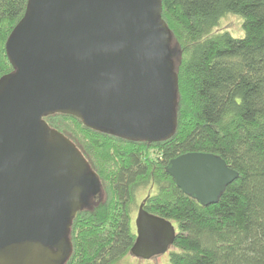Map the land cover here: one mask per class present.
<instances>
[{"label": "water", "instance_id": "95a60500", "mask_svg": "<svg viewBox=\"0 0 264 264\" xmlns=\"http://www.w3.org/2000/svg\"><path fill=\"white\" fill-rule=\"evenodd\" d=\"M0 78V264H66L77 214L102 194L99 174L48 115L74 116L132 141H162L177 126L178 76L162 0H28ZM166 170L184 193L217 203L238 173L191 152ZM139 205L131 253L164 254L175 225Z\"/></svg>", "mask_w": 264, "mask_h": 264}, {"label": "trees", "instance_id": "16d2710c", "mask_svg": "<svg viewBox=\"0 0 264 264\" xmlns=\"http://www.w3.org/2000/svg\"><path fill=\"white\" fill-rule=\"evenodd\" d=\"M28 0H0V78L14 71L6 42ZM230 14L244 35L219 29ZM178 76L177 126L166 140L132 141L55 113L45 120L70 138L99 174L103 198L80 211L66 264H121L136 240L134 212L171 221L168 264H264V0H162ZM191 152L222 157L238 177L205 205L166 170ZM142 193H146L138 204Z\"/></svg>", "mask_w": 264, "mask_h": 264}, {"label": "rangeland", "instance_id": "374dc122", "mask_svg": "<svg viewBox=\"0 0 264 264\" xmlns=\"http://www.w3.org/2000/svg\"><path fill=\"white\" fill-rule=\"evenodd\" d=\"M243 19L239 15L230 14L227 18H225L222 21L221 26H219V29L221 30H227L232 36L234 37H242L244 35V28L242 26ZM175 49V46H173ZM104 191H102V194L100 197L93 200L92 204L96 203V201H99L103 198ZM146 193H142L141 198L139 199L138 204L142 201ZM91 204V205H92ZM137 216V211L134 212V218ZM175 250V247L172 245L169 247V249L162 255H159L157 257H154L152 259H141L133 255H128L125 257L121 264H168L170 261L171 253Z\"/></svg>", "mask_w": 264, "mask_h": 264}]
</instances>
